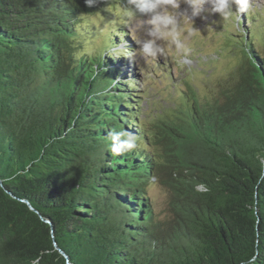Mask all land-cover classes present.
Returning <instances> with one entry per match:
<instances>
[{
  "label": "trees",
  "instance_id": "1",
  "mask_svg": "<svg viewBox=\"0 0 264 264\" xmlns=\"http://www.w3.org/2000/svg\"><path fill=\"white\" fill-rule=\"evenodd\" d=\"M126 22V0H0V264H64L20 199L73 264H264V9L228 20L239 62L212 87L158 67L174 99L150 121Z\"/></svg>",
  "mask_w": 264,
  "mask_h": 264
},
{
  "label": "rangeland",
  "instance_id": "2",
  "mask_svg": "<svg viewBox=\"0 0 264 264\" xmlns=\"http://www.w3.org/2000/svg\"><path fill=\"white\" fill-rule=\"evenodd\" d=\"M250 2L253 5V10L250 12L264 9V0H250ZM185 7L186 5L181 4L178 11H182ZM109 8L112 16L108 20L109 24L104 22L106 27L104 30L115 28V20L121 17L123 12L118 7L110 6ZM235 17L236 20L239 19V13ZM97 18L102 20V16H97ZM128 19L130 23L126 22L123 29L131 40L132 52L125 63L126 68L132 72L131 74L139 79L138 96H141L139 109L145 115L142 117L144 121H150L160 112L169 114L172 108L173 95H168L170 90L166 91L165 89V85H171V83L168 82V79H162V74L160 70L158 71V67H163L161 65L168 66L174 84L182 89L184 86L178 83L180 77L184 76L185 71H191L192 78L185 77H188L189 83L198 87L202 92L205 90L204 86L212 87L215 82L226 77L239 62V54L224 45L225 34H228V31L232 34H242V29L239 28L237 32L228 23L229 19L221 18L219 14H209L207 19L196 18L193 24L177 16L183 30L181 40L190 49L186 56L177 54L175 46L170 43L168 36L157 41L164 49L163 54L156 57L145 55L142 51V43L146 36L147 24L139 20H132L129 16ZM104 20L106 19L103 18ZM94 25L99 27L97 23ZM228 25H230L229 29ZM148 191L158 205L164 199V191L158 184L151 185Z\"/></svg>",
  "mask_w": 264,
  "mask_h": 264
},
{
  "label": "clouds",
  "instance_id": "3",
  "mask_svg": "<svg viewBox=\"0 0 264 264\" xmlns=\"http://www.w3.org/2000/svg\"><path fill=\"white\" fill-rule=\"evenodd\" d=\"M94 3L95 0H86L89 7ZM181 4L186 7L178 11ZM250 10H253L250 0H126V13L129 18L147 24L142 51L151 57L163 54L164 49L157 41L165 36L170 37V43L175 46L178 55L186 56L190 51L181 40L183 30L177 16L193 24L196 18L207 19L209 14H219L227 20ZM108 135L111 138L110 151L115 156L138 147L137 137L131 132L111 130ZM196 190L209 191L204 184H197Z\"/></svg>",
  "mask_w": 264,
  "mask_h": 264
},
{
  "label": "water",
  "instance_id": "4",
  "mask_svg": "<svg viewBox=\"0 0 264 264\" xmlns=\"http://www.w3.org/2000/svg\"><path fill=\"white\" fill-rule=\"evenodd\" d=\"M0 185H1V180H0ZM6 193H9V192L6 191ZM19 202L26 205L29 211L34 213L43 224L49 227V237L51 240L52 251H55L63 259L64 264H73L70 262L68 256L63 251V249L56 242L55 237L53 235V228H52L50 221L48 219H45L43 216H41L40 213L28 203V201L20 199Z\"/></svg>",
  "mask_w": 264,
  "mask_h": 264
}]
</instances>
